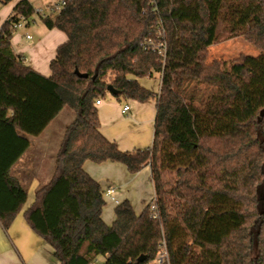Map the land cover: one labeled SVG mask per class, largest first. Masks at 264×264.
I'll return each mask as SVG.
<instances>
[{
    "label": "trees",
    "instance_id": "1",
    "mask_svg": "<svg viewBox=\"0 0 264 264\" xmlns=\"http://www.w3.org/2000/svg\"><path fill=\"white\" fill-rule=\"evenodd\" d=\"M12 1L0 25L1 227L27 199L10 170L28 136L68 106L74 115L53 171L22 210L58 264L98 256L102 264H264V0H65L40 15L66 35L48 76L12 47L13 24L35 12L30 0L0 4ZM219 28L243 34L258 54L207 62ZM153 72L158 92L137 80ZM107 95L154 99L149 147L121 150L102 135L95 101ZM86 161L118 162L131 174L148 165L154 198L139 213L127 199L115 204L107 224ZM163 248L167 258L155 263Z\"/></svg>",
    "mask_w": 264,
    "mask_h": 264
},
{
    "label": "crops",
    "instance_id": "2",
    "mask_svg": "<svg viewBox=\"0 0 264 264\" xmlns=\"http://www.w3.org/2000/svg\"><path fill=\"white\" fill-rule=\"evenodd\" d=\"M14 2L15 1H12L0 6V25L11 15ZM44 28L45 29H41V34L38 37L31 35L28 31L24 32L18 30L12 33L11 44L15 52L24 56L25 62L32 69L48 76L50 75L49 62L54 57L56 48L65 42L66 35L57 28L48 29L45 26ZM26 34H29L31 38L27 39L25 37ZM138 79L139 78H137V80ZM158 90L159 86L154 92H158ZM129 100H131L130 104L124 103L120 105L113 101L105 103L101 98L100 103L96 105L99 118V130L104 137L115 142L121 150L149 147L153 138L155 101L152 104V99L146 102H138L133 99ZM125 105H128V110L123 111L122 108ZM146 109L152 112H145ZM51 122L39 135L28 136L30 142L28 148L12 165L10 170L11 174L19 180L26 190L32 188V200L35 190L48 181L54 167V163L53 166H51V171L48 163L46 167V162L48 161L47 148L45 146L46 142H44V139H40V136L48 129ZM150 124H152V128L148 127ZM61 136L54 141L55 154ZM92 163L91 161H86L83 164L85 171L99 182L103 190L108 185L115 187L114 196L118 202L127 199L132 204L129 187L137 184L140 179H143L146 186L149 184L146 191L147 195H140L143 203L141 208L137 211L133 207L137 213L142 210L145 204L149 203V201L147 202L144 198L150 197V201L154 198V188L150 178V167L148 165L144 166L137 173L131 174L123 164L118 162H104L97 164L96 167L91 165ZM92 173H106V175L96 176V178ZM103 181H105V184H102ZM105 200L107 199L105 198ZM28 205H23V209ZM106 207L107 205L105 204L102 211V217L105 222L109 219V216L105 213ZM114 207L115 205L113 208ZM22 210L19 213H22ZM19 213L15 216L8 229L4 230L0 225V264H58L57 260L52 255L51 247L39 235L31 230L23 216V233L19 234L17 232L16 226L18 227L21 225L20 222L18 225H15Z\"/></svg>",
    "mask_w": 264,
    "mask_h": 264
},
{
    "label": "rangeland",
    "instance_id": "3",
    "mask_svg": "<svg viewBox=\"0 0 264 264\" xmlns=\"http://www.w3.org/2000/svg\"><path fill=\"white\" fill-rule=\"evenodd\" d=\"M30 2L32 3L34 7L35 12L31 17L29 24H26L25 22L22 23V26L14 30V32L18 30L24 31V32L28 31L30 32L31 35L38 37L41 34V29H45L44 26L42 25V22L40 21V15L49 14V13H52V15H55V13L57 12L56 6H58V4L60 3V0H30ZM0 6H2V4H0ZM38 10H40V12H38ZM219 29H220L219 30L220 31L219 40L207 48V57H206L207 62H210L213 59H219L225 62H229L231 60H235L239 58L241 55H244V54H251V55L258 54L260 49L257 46H255L252 42H250L243 34L229 37L227 36L226 33L223 32L222 28H219ZM138 80H139L138 82L141 83L142 86L152 91H155L159 86L160 74L158 72H153L151 76L140 77ZM102 99H103V102L105 103L108 101H113L120 105H123L124 103H127V104L131 103V100L129 99H124V98L116 99L110 95H107L103 97ZM151 101L153 104L154 99H152ZM153 110H154V106H153ZM147 111L152 112L149 109L145 110V112ZM73 115H74V112L70 107L68 106L63 107L62 110L53 119L48 129L45 130L43 134L40 136L41 137L40 139H44V142H46L45 146L47 148V154H48L47 155L48 161L46 162V167L48 163L50 167V171L52 170L51 166H53L54 158H55L54 157L55 149L53 145L54 141L56 138H59L61 134H63L65 127L70 122V120L73 118ZM148 127L152 128V124L148 125ZM91 165L96 167L97 164L92 163ZM92 174L95 177L106 175V173H92ZM102 184H105V181H103ZM147 186L149 187V184ZM147 186H146V183L143 181V179H140L137 184L129 187V191L131 192V197H132V204L135 210L137 211L143 205L140 195L142 196L147 195L146 193ZM27 196H28V199H27L26 204H24V206L28 205L32 200L31 199L33 196L32 188H28ZM144 200H146L147 202L148 201L150 202V197H146L144 198ZM106 202H107L106 203L107 207L105 209V213L109 216L108 217L109 219H107L108 221H106V223L110 225L113 220L110 218H114L113 206L115 204L110 202V200L108 201V199L106 200ZM21 214L22 213H19L18 220H16L17 222H15L16 223L15 225H18L19 222L21 223V225H19L18 227L16 226V230L19 234L23 233L22 223H24L23 222L24 220H22L23 218ZM105 259L106 258L104 256H98L91 264H102L105 261Z\"/></svg>",
    "mask_w": 264,
    "mask_h": 264
},
{
    "label": "built area",
    "instance_id": "4",
    "mask_svg": "<svg viewBox=\"0 0 264 264\" xmlns=\"http://www.w3.org/2000/svg\"><path fill=\"white\" fill-rule=\"evenodd\" d=\"M63 4H65V0H60V3L58 4V6H56V10L58 11L60 6H62ZM38 12H40V10H38ZM26 23L25 20H23L22 18L19 19L18 22L14 23L13 26H12V33L14 32V30L20 28L22 26V23ZM160 32V31H159ZM25 37L27 39H30L31 36L29 34H26ZM160 49H163L164 50V47H161ZM159 49V50H160ZM162 51V50H161ZM100 103V99H97L95 101V105L99 104ZM123 111H126L128 110V105H125L123 108H122ZM114 192H115V187L111 186V185H108L104 190H103V196L107 199H109L112 203L114 204H117L119 203L118 200L115 198L114 196ZM150 209L152 211L155 210V205L152 203L151 206H150ZM167 258V254H166V251H165V248H163L159 255L155 258L154 262L155 263H159L161 262L163 259H166Z\"/></svg>",
    "mask_w": 264,
    "mask_h": 264
},
{
    "label": "water",
    "instance_id": "5",
    "mask_svg": "<svg viewBox=\"0 0 264 264\" xmlns=\"http://www.w3.org/2000/svg\"><path fill=\"white\" fill-rule=\"evenodd\" d=\"M82 76L86 77V74H82ZM107 89L113 94L116 93V90L112 89L111 86H108Z\"/></svg>",
    "mask_w": 264,
    "mask_h": 264
}]
</instances>
